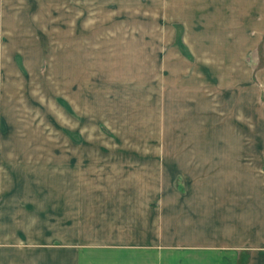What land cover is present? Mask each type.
Segmentation results:
<instances>
[{"label": "rangeland", "instance_id": "obj_1", "mask_svg": "<svg viewBox=\"0 0 264 264\" xmlns=\"http://www.w3.org/2000/svg\"><path fill=\"white\" fill-rule=\"evenodd\" d=\"M156 2L47 0L27 13L37 19V42L29 58L30 106L23 95L19 115L20 145L69 152L54 155V164L64 157L70 161L64 178L85 179V215L100 218L102 237L119 245L129 230L148 224L150 241L159 242L166 197L171 206L174 195L206 196L187 187L188 164L216 163L222 146L245 151L246 163L264 158L249 106L254 91L238 107V91L223 83L221 25L205 23L203 12L194 14L201 23L181 24Z\"/></svg>", "mask_w": 264, "mask_h": 264}, {"label": "crops", "instance_id": "obj_2", "mask_svg": "<svg viewBox=\"0 0 264 264\" xmlns=\"http://www.w3.org/2000/svg\"><path fill=\"white\" fill-rule=\"evenodd\" d=\"M42 2L47 0H0V264H264V158L246 163L245 151L222 146L216 163L206 158L188 164L187 187L205 190L206 196L174 195L171 206L164 197L159 242L150 241L148 224L129 230L127 242L119 245L102 237L107 231L100 218L85 215V179L64 178L70 171L64 157L54 164V155L69 152L20 145L19 115L24 96L30 106L29 58L37 42V19L27 13L44 7ZM152 6L169 10L181 24L201 23L194 14L203 12L205 23L221 25L223 83L238 91V107L254 91L249 106L261 128L255 138L263 139L264 0H157ZM55 166L61 181L54 178Z\"/></svg>", "mask_w": 264, "mask_h": 264}, {"label": "trees", "instance_id": "obj_3", "mask_svg": "<svg viewBox=\"0 0 264 264\" xmlns=\"http://www.w3.org/2000/svg\"><path fill=\"white\" fill-rule=\"evenodd\" d=\"M182 47H183V48H182V50H183V49H185V47H184V45H183V44H182Z\"/></svg>", "mask_w": 264, "mask_h": 264}]
</instances>
